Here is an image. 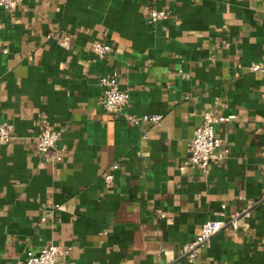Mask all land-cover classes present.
Segmentation results:
<instances>
[{"label": "crops", "instance_id": "1", "mask_svg": "<svg viewBox=\"0 0 264 264\" xmlns=\"http://www.w3.org/2000/svg\"><path fill=\"white\" fill-rule=\"evenodd\" d=\"M152 8L168 16L152 23ZM95 42L111 51L98 57ZM255 63L264 64V0L0 8V123L13 137L0 145V264H22L49 243L70 248L75 264H189L181 250L221 212L237 215V229L219 231L191 264H264V72H251ZM112 72L129 95L121 113L102 105L98 81ZM207 111L233 118L215 125L228 152L203 172L187 145ZM125 114L161 120L134 125ZM45 127L59 135V162L35 150Z\"/></svg>", "mask_w": 264, "mask_h": 264}, {"label": "built area", "instance_id": "2", "mask_svg": "<svg viewBox=\"0 0 264 264\" xmlns=\"http://www.w3.org/2000/svg\"><path fill=\"white\" fill-rule=\"evenodd\" d=\"M21 0H0V8L6 11H13ZM168 16V11L164 9L152 8L150 11V21L155 23ZM60 47L68 50L70 47V39L65 36L59 41ZM92 52L98 57H104L111 51V46L103 42H95L91 47ZM6 53V49L2 50ZM249 70L251 72H264V64L255 63ZM98 84L102 88V105L109 113H121L123 107L129 99L126 91L120 88L119 75L117 72H112L100 77ZM124 118L131 124H138L141 122L157 124L161 120V115H142L136 117L135 115L125 114ZM233 116L220 117L215 116L211 112H204L201 116L200 124L193 131V135L187 145L189 162L206 172L208 166L213 161H221L227 154V149L222 147L221 140L215 134V125L217 123H224L232 119ZM12 126L5 123H0V145L7 144L12 139ZM59 135L57 132L45 127L36 137L35 150L46 159L59 162L62 155L56 151V143ZM117 166L113 165L112 169ZM103 178L107 182L113 180L111 172L103 173ZM223 208V206H222ZM225 227H231L233 230L237 229V215L225 216L223 212L220 213V218L211 219L201 225L199 233L189 241L181 250V256L187 263L191 264L198 256V250L205 246L210 239ZM70 248H62L58 244L49 243L42 247L37 253L28 251L26 258L22 264H75L68 261L66 256Z\"/></svg>", "mask_w": 264, "mask_h": 264}]
</instances>
